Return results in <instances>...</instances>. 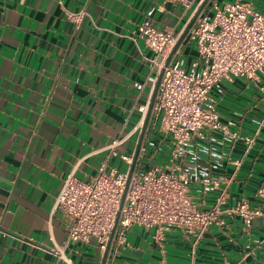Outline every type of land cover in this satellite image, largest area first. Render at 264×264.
<instances>
[{
  "label": "crops",
  "instance_id": "1",
  "mask_svg": "<svg viewBox=\"0 0 264 264\" xmlns=\"http://www.w3.org/2000/svg\"><path fill=\"white\" fill-rule=\"evenodd\" d=\"M214 1L223 6L230 0H208L201 11ZM245 1L264 17V0ZM78 12L85 16L76 24L67 14ZM192 18L191 9L163 0H0V264H102L93 239L69 244L67 262L44 251L67 237L63 219L51 215L52 203L74 169L81 180L101 166L126 172L127 164L109 156L107 147L126 137L116 152L136 150L139 108L149 106L160 74L154 54L130 37L140 24L182 34ZM187 33L177 49L187 54L188 66L196 53ZM212 97L220 122L236 138L208 130L184 146L187 189L203 210L222 191L223 210L241 202L257 208L264 182V78L256 86L232 78L216 85ZM149 128L150 116L141 145ZM151 141L162 148L148 162L153 166L168 138L153 135ZM153 236V229L131 227L104 263L113 257V264H264V217L247 228L238 216L221 213L199 238L176 229L159 242Z\"/></svg>",
  "mask_w": 264,
  "mask_h": 264
},
{
  "label": "built area",
  "instance_id": "2",
  "mask_svg": "<svg viewBox=\"0 0 264 264\" xmlns=\"http://www.w3.org/2000/svg\"><path fill=\"white\" fill-rule=\"evenodd\" d=\"M163 1L191 9L193 17L204 0ZM156 10L163 12V5ZM84 16V12L67 14L76 24ZM180 35L140 24L136 36L130 37L133 42L136 37L144 42L154 54L152 62L158 73L162 72L150 112L148 140L138 151L127 187L135 151L130 155L116 152L126 137L117 138L107 147L109 156L127 164L126 172L115 169L106 172L101 166L89 179H78L75 169L65 176L52 203L51 215L63 219L67 237L63 245L53 242L44 251L66 261L63 253L69 244H85L93 239L103 255L108 248V258L124 245L126 233L133 226L153 229V239L159 242L164 232L171 229L199 238L210 225L218 223L221 213L238 216L247 228L256 218L264 217V182L256 192L257 208L251 209L241 202L223 210L226 193L222 191L213 206L203 210L187 189L188 179L180 163L184 146L205 131L236 138L220 122L212 92L216 85L231 82L232 78L244 79L253 86L258 84L260 76L264 78V17L245 0H230L223 6L214 1L208 12L199 13L187 33V43L195 49V59L187 66L183 52L177 49L165 66ZM147 109L148 106L139 108L141 117L135 128L139 132ZM153 135L167 137L168 142L162 159L151 166L148 162L156 160V152L162 151L155 149ZM203 186L208 187V182ZM104 264H113V257Z\"/></svg>",
  "mask_w": 264,
  "mask_h": 264
},
{
  "label": "water",
  "instance_id": "3",
  "mask_svg": "<svg viewBox=\"0 0 264 264\" xmlns=\"http://www.w3.org/2000/svg\"><path fill=\"white\" fill-rule=\"evenodd\" d=\"M208 2V0H204L202 5L200 6L199 10L195 13V15L193 16L191 22L189 23V25L187 26V28L185 29V31L181 34V36L179 37L176 45L174 46V48L172 49L171 53L169 54L166 62H165V66L168 65L170 59L172 58L173 54L175 53L176 49L178 48V46L180 45V43L182 42L183 38L185 37L186 33L188 32V30L192 27V25L194 24L197 16L199 15V13L201 12V10L203 9L204 5ZM161 76H162V72H160L159 74V77H158V80L156 82V85H155V88H154V91H153V94H152V98H151V101H150V104L148 106V109H147V114H146V117H145V120H144V124H143V129L141 130V134H140V137H139V140H138V143H137V147H136V150H135V153H134V156H133V159H132V163L130 165V168H129V171H128V176H127V184H126V187L128 185V182L130 180V177H131V174H132V171H133V168H134V165H135V162H136V158H137V154H138V151H139V148H140V145H141V142H142V137L144 135V131L146 129V126H147V123H148V119H149V116H150V112H151V109H152V105L154 103V100H155V97H156V94H157V89H158V85H159V82H160V79H161ZM118 217V216H117ZM117 219L116 218V222H117ZM116 222H115V225H116ZM115 228V226H114ZM113 233V231H112ZM107 253H108V248L106 249L104 255H103V261H102V264H104V261L106 259V256H107Z\"/></svg>",
  "mask_w": 264,
  "mask_h": 264
},
{
  "label": "rangeland",
  "instance_id": "4",
  "mask_svg": "<svg viewBox=\"0 0 264 264\" xmlns=\"http://www.w3.org/2000/svg\"><path fill=\"white\" fill-rule=\"evenodd\" d=\"M193 47H194V46H193ZM186 57H187V54H184V56H183V60H184V61H185Z\"/></svg>",
  "mask_w": 264,
  "mask_h": 264
}]
</instances>
